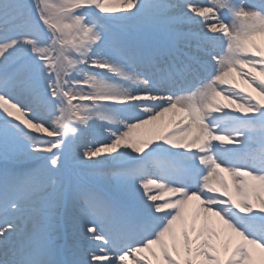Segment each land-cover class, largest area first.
Masks as SVG:
<instances>
[{"label": "snow or ice", "instance_id": "1", "mask_svg": "<svg viewBox=\"0 0 264 264\" xmlns=\"http://www.w3.org/2000/svg\"><path fill=\"white\" fill-rule=\"evenodd\" d=\"M0 264H264V0H0Z\"/></svg>", "mask_w": 264, "mask_h": 264}, {"label": "rangeland", "instance_id": "2", "mask_svg": "<svg viewBox=\"0 0 264 264\" xmlns=\"http://www.w3.org/2000/svg\"><path fill=\"white\" fill-rule=\"evenodd\" d=\"M237 83L240 84V87H247V86H246L242 81H240L239 79H237ZM249 90H250V89H249ZM225 103H226V101H225ZM165 119L167 120L168 117H166ZM170 127H171V126H170ZM155 128H157V129H156L157 131H163V129H160V128H158L157 126H155ZM136 134L139 135V136H143V135H144V132L141 131V129H140V130H137ZM89 139H92V137H89ZM95 183H97L98 185H100L101 182H95Z\"/></svg>", "mask_w": 264, "mask_h": 264}, {"label": "bare ground", "instance_id": "3", "mask_svg": "<svg viewBox=\"0 0 264 264\" xmlns=\"http://www.w3.org/2000/svg\"><path fill=\"white\" fill-rule=\"evenodd\" d=\"M146 128H155V126L154 125H150V126H146ZM157 129V128H156ZM141 131H143L144 132V134H145V130L144 129H141ZM98 139H103L104 137L103 136H99V137H97Z\"/></svg>", "mask_w": 264, "mask_h": 264}]
</instances>
